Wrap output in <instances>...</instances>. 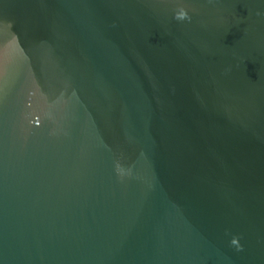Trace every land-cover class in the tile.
Segmentation results:
<instances>
[{
  "label": "water",
  "instance_id": "obj_1",
  "mask_svg": "<svg viewBox=\"0 0 264 264\" xmlns=\"http://www.w3.org/2000/svg\"><path fill=\"white\" fill-rule=\"evenodd\" d=\"M0 264H264V0H0Z\"/></svg>",
  "mask_w": 264,
  "mask_h": 264
}]
</instances>
